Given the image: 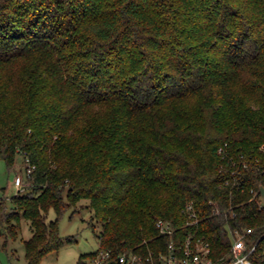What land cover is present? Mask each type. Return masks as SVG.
<instances>
[{"label":"trees","instance_id":"16d2710c","mask_svg":"<svg viewBox=\"0 0 264 264\" xmlns=\"http://www.w3.org/2000/svg\"><path fill=\"white\" fill-rule=\"evenodd\" d=\"M17 155L34 169L0 229L29 220L26 264L82 199L100 244L76 264L189 233L228 254L227 224L264 228V0H0V158Z\"/></svg>","mask_w":264,"mask_h":264},{"label":"built area","instance_id":"2783aa9c","mask_svg":"<svg viewBox=\"0 0 264 264\" xmlns=\"http://www.w3.org/2000/svg\"><path fill=\"white\" fill-rule=\"evenodd\" d=\"M34 165H27L22 174H15L14 185L24 186L25 177H29ZM259 197V207H264V193ZM263 195V196H262ZM189 216L187 224L198 221L195 208L192 203L186 207ZM218 211L215 209V212ZM230 214L234 216V211ZM159 235H173L174 228L170 221L158 219L155 223ZM228 238L230 240V252L217 259L211 256L210 241L203 236L189 233L176 245L170 241L164 249H153L148 241H142L144 249L126 250L114 254L111 249H99L91 258L93 264H261L264 262V228L257 232L256 227L246 226L232 228L227 224ZM262 261V262H261Z\"/></svg>","mask_w":264,"mask_h":264},{"label":"rangeland","instance_id":"374dc122","mask_svg":"<svg viewBox=\"0 0 264 264\" xmlns=\"http://www.w3.org/2000/svg\"><path fill=\"white\" fill-rule=\"evenodd\" d=\"M22 157L17 155L15 168L8 169L5 161L0 158V195L12 196L17 191L26 192L27 189L14 185L15 174H22ZM26 181L24 179V185ZM263 196V195H262ZM88 200L82 199L76 205L66 209L58 219V231L63 243L57 250L47 253L38 264H76L82 254L98 249L101 224L92 220V209L87 206ZM8 204L10 202L8 200ZM56 218L53 208L46 213L47 221ZM30 222L24 216L19 220L18 235L5 238L0 229V264H26L24 240L32 235ZM87 264H93L91 258L85 259Z\"/></svg>","mask_w":264,"mask_h":264},{"label":"water","instance_id":"95a60500","mask_svg":"<svg viewBox=\"0 0 264 264\" xmlns=\"http://www.w3.org/2000/svg\"><path fill=\"white\" fill-rule=\"evenodd\" d=\"M261 193H264V188L263 187L261 188Z\"/></svg>","mask_w":264,"mask_h":264}]
</instances>
